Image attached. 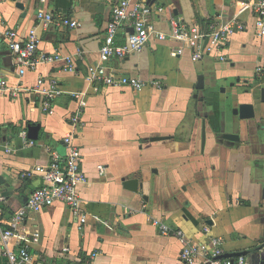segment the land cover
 Wrapping results in <instances>:
<instances>
[{"label":"crops","instance_id":"1","mask_svg":"<svg viewBox=\"0 0 264 264\" xmlns=\"http://www.w3.org/2000/svg\"><path fill=\"white\" fill-rule=\"evenodd\" d=\"M119 1L0 0V80L7 81L0 89V139L13 148L8 153L0 147L6 216L43 184L36 168L47 166L52 154L67 155L69 133L87 176L80 186L85 223L62 202L28 211L29 264H84L92 253H98L93 264H185L182 241L163 234L155 219L183 230L195 243L221 238L223 254L248 251L245 264H259L264 259V37L256 33L248 0H143L153 7L156 28L166 33L174 20L205 30L238 17L246 27L226 42V60L211 54L193 61L188 49L176 53L180 41L152 38L142 51L106 62L110 73L144 80L147 86L139 91L87 78L89 66L100 63L99 49ZM39 10L53 13L54 21L41 22ZM64 18L77 25H66ZM8 29L24 40L34 34L38 56H71L75 68L54 59L19 75L2 34ZM125 41L120 33L118 42ZM200 75L204 87L198 86ZM52 81L60 92L46 110L43 91ZM235 94L238 100L232 99ZM240 104L254 106L255 116L241 118L234 112ZM79 112L81 121L74 125ZM32 123L40 125L38 139L28 138ZM225 133L239 138H224ZM133 178L137 191L124 185ZM0 264H7L1 246Z\"/></svg>","mask_w":264,"mask_h":264},{"label":"built area","instance_id":"2","mask_svg":"<svg viewBox=\"0 0 264 264\" xmlns=\"http://www.w3.org/2000/svg\"><path fill=\"white\" fill-rule=\"evenodd\" d=\"M248 7L254 16L256 33L259 37H264V0H248ZM159 10L162 11L161 8ZM152 14L153 7L143 0H120L113 5L105 40L99 49L100 63L89 66L87 76L89 81L103 82L115 87H131L136 91L142 90L147 86L144 80L135 76H117L110 73L105 65L106 62L115 57L125 58L129 54L142 51L152 38L180 41L182 44L177 48L176 53L183 54L188 49L193 61L203 60L211 54H218L221 59L226 60L223 55L226 42L235 31L244 30L246 27L238 20V17H233L228 21L213 22L205 30L196 26L188 27L182 21L174 20L170 32L166 33L156 28L152 22ZM38 17L44 24L51 23L55 19L53 13L42 10L38 11ZM62 21L66 25H77V21L73 19L64 18ZM120 33L126 35L124 43L118 42ZM2 34L9 42V48L16 59L18 73L21 76L28 70H34L39 63L54 59H64L68 69L75 68L74 59L71 56L64 57L59 53L55 56H38V38L34 34L25 40L20 38L19 32L15 29H8ZM259 69L262 70V68ZM42 83L43 80L38 81V89ZM151 84L158 85V82L154 81ZM6 88L7 81L1 79L0 89ZM43 92L47 96L44 102V109L47 110L50 107V99L60 91L55 81H52L50 89ZM80 114L79 112L72 118L74 125L81 121ZM22 136L25 138L26 133ZM73 140V133L65 137V142L68 144L66 156L52 154V159L47 166L36 168L42 176L43 184L31 194L26 204L12 213L10 217L6 216L7 198L0 190V246L1 255L6 258L7 264H29L33 260V255L26 245L31 234L25 223L28 211H40L57 202H62L70 208L74 216L79 218L81 224L85 223L86 215L82 210L83 199L80 186L87 183V176L82 170V153ZM30 144H34V141ZM1 146H4L8 153L13 152V148L8 144H3L0 139ZM100 169L104 171L103 166H100ZM153 222L163 234L180 238L184 245L182 260L185 264H196L200 258V264L246 263L243 256L236 260L216 259L224 253L221 248V238L212 237L210 245L195 243L187 238L183 230L172 228L158 219ZM97 255L98 253H92L90 260H86L84 264H93Z\"/></svg>","mask_w":264,"mask_h":264},{"label":"water","instance_id":"3","mask_svg":"<svg viewBox=\"0 0 264 264\" xmlns=\"http://www.w3.org/2000/svg\"><path fill=\"white\" fill-rule=\"evenodd\" d=\"M199 87H204V77L202 75H200L199 77ZM261 95H262V101L264 102V86H262L261 88ZM235 100L239 99V96L237 94L233 95V98ZM234 112L236 114H239L241 118L244 119H250L253 118L255 116V110H254V106L250 105V104H240L237 108L234 109ZM40 129V125L39 124H30L28 126V138L30 139H38V132ZM224 138L227 139H235L238 140L239 136L237 134L234 133H225L223 135ZM205 139H206V131L205 128L203 130V145L205 144ZM1 181V178H0ZM138 179H125L124 180V185L126 186V188H129L131 190H138ZM260 249H262V247H258L256 248V251H259ZM248 253V251H240V252H236V253H231V254H222L221 256L216 257V259H225V258H231L234 256H243L246 255ZM233 259V258H231ZM259 264H264V259H260L259 260Z\"/></svg>","mask_w":264,"mask_h":264}]
</instances>
